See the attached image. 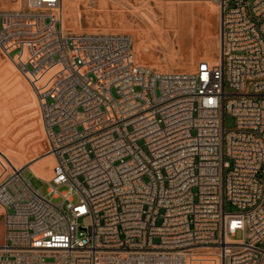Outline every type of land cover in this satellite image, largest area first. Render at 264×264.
<instances>
[{
  "label": "built area",
  "instance_id": "1",
  "mask_svg": "<svg viewBox=\"0 0 264 264\" xmlns=\"http://www.w3.org/2000/svg\"><path fill=\"white\" fill-rule=\"evenodd\" d=\"M23 1L0 10V53L54 165L0 180V264H264V0H208L219 51L188 73L138 63L128 35L69 31L62 0Z\"/></svg>",
  "mask_w": 264,
  "mask_h": 264
},
{
  "label": "rangeland",
  "instance_id": "2",
  "mask_svg": "<svg viewBox=\"0 0 264 264\" xmlns=\"http://www.w3.org/2000/svg\"><path fill=\"white\" fill-rule=\"evenodd\" d=\"M23 4V0H0V10H20ZM188 5L193 6L190 13L177 11L176 16H171L166 12V6ZM203 6L210 8V18L200 10ZM217 9L208 0L189 4L174 0H62L63 27L69 31L128 35L138 63L160 71L186 73L201 58L215 60L220 19ZM226 90L230 91L227 86ZM224 125L232 129L233 118L225 115ZM47 151L36 98L26 80L0 53V180L20 167L48 180L54 162L47 157ZM24 178L34 188H41V182L29 171H24ZM47 188L42 186L43 194ZM65 190L66 187L58 189ZM225 210L238 211L229 202ZM243 235L237 231L232 239L241 240ZM188 264L217 263L213 258L198 257Z\"/></svg>",
  "mask_w": 264,
  "mask_h": 264
},
{
  "label": "bare ground",
  "instance_id": "3",
  "mask_svg": "<svg viewBox=\"0 0 264 264\" xmlns=\"http://www.w3.org/2000/svg\"><path fill=\"white\" fill-rule=\"evenodd\" d=\"M200 1V0H199ZM183 3H190V2H183ZM193 10V6H190V5H188V6H180V7H178V8H174L173 6H166V12L168 13V15H173V16H176V12L177 11H186L187 13H190L191 11ZM200 10L201 11H203L204 12V14L208 17V18H210V16H211V11H210V8H208L207 6H203V7H201L200 8ZM212 10V9H211ZM218 10V12H220V10H219V8L217 9ZM164 11V10H163ZM169 21V20H168ZM218 47H217V54H218V51H219V39H218V45H217ZM40 126V125H39ZM40 130V129H39ZM47 157H49V158H52L51 156H49V155H47ZM53 160V159H52ZM53 162H54V160H53Z\"/></svg>",
  "mask_w": 264,
  "mask_h": 264
}]
</instances>
